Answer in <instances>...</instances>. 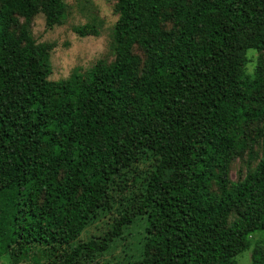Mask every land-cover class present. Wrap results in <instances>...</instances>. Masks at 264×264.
<instances>
[{
    "label": "trees",
    "instance_id": "trees-1",
    "mask_svg": "<svg viewBox=\"0 0 264 264\" xmlns=\"http://www.w3.org/2000/svg\"><path fill=\"white\" fill-rule=\"evenodd\" d=\"M116 10L114 61L50 81V46L13 28L38 14L61 25L65 0H0V257L35 244L80 264L136 228L143 252L129 264H236L243 252L264 264V64L246 68L249 51L264 53V0ZM253 122L260 160L232 182L236 138Z\"/></svg>",
    "mask_w": 264,
    "mask_h": 264
},
{
    "label": "rangeland",
    "instance_id": "rangeland-1",
    "mask_svg": "<svg viewBox=\"0 0 264 264\" xmlns=\"http://www.w3.org/2000/svg\"><path fill=\"white\" fill-rule=\"evenodd\" d=\"M67 12L64 22L48 30L42 14L31 18L28 22L19 19L13 32L18 35L25 27L37 43L50 46V62L52 73L50 81L66 79L74 72L85 74L98 61L106 65L114 61V25L118 19L116 10L117 0H65ZM167 8L163 9V11ZM89 24L97 29L96 36L80 37L74 33L73 28ZM171 22L163 20L161 29L169 31ZM133 54L142 60L144 50L139 45L133 46ZM247 71L252 72L259 59L264 64V53L249 51ZM260 125L253 122L239 136L236 141L239 145L232 154L229 166V179L239 182L246 174L252 171L260 160L262 142ZM211 191L219 194L217 185L212 183ZM235 214H231L229 221H233ZM137 229L131 230V237L126 241H117L112 244L109 251L95 258L82 261L80 264H129L130 260L139 257L142 251V234ZM103 231V222L100 221L87 228L81 235V240H86L91 234L97 235ZM257 236H254L256 238ZM18 246L11 248L9 255L0 257V264H57L63 254V248L50 250L40 245H28L25 252L18 250ZM236 264H250L249 252L238 256Z\"/></svg>",
    "mask_w": 264,
    "mask_h": 264
}]
</instances>
